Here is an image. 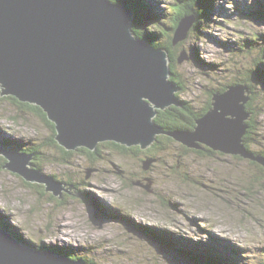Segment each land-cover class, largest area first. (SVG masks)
<instances>
[{
    "label": "rangeland",
    "instance_id": "obj_1",
    "mask_svg": "<svg viewBox=\"0 0 264 264\" xmlns=\"http://www.w3.org/2000/svg\"><path fill=\"white\" fill-rule=\"evenodd\" d=\"M147 1L160 26L169 25L172 0ZM215 1L211 16L199 25L200 37L193 39L189 30L177 41L185 43L186 55L195 56L176 63L181 98L194 109L206 104L208 89L242 76L255 62V44H264V0ZM146 25L151 28V23ZM258 103L263 105L257 123L261 138L251 148L264 151V96ZM46 122L12 100L0 103V141H12L0 144L18 152L41 144L42 154L28 167L39 170V165L42 173L72 184L84 198L73 195L71 188L73 194L59 199L45 191V185L2 169L0 218L31 247H64L96 264H207L192 259L205 258V250L223 256L228 264H264V169L255 160L192 151L201 148L184 152L178 141L165 151L137 150L134 145L121 154L100 144L94 157L79 149L65 155L57 146L46 145L53 134ZM149 156L153 158L146 174L142 167ZM150 170L154 180L144 190L145 185L135 181Z\"/></svg>",
    "mask_w": 264,
    "mask_h": 264
},
{
    "label": "water",
    "instance_id": "obj_2",
    "mask_svg": "<svg viewBox=\"0 0 264 264\" xmlns=\"http://www.w3.org/2000/svg\"><path fill=\"white\" fill-rule=\"evenodd\" d=\"M132 17L130 9L110 0H0V95L39 106L66 150L94 151L104 141L145 149L165 133L188 148L203 144L264 164L242 140L250 99L245 83L215 93L192 130L165 131L154 121L158 110L181 106L179 87L169 80L166 50L136 38ZM192 22V16L181 19L174 43L186 37ZM181 53L178 63L188 58ZM0 156L3 169L45 185L59 199L72 188L28 167L31 154L0 144ZM0 264L91 263L31 247L0 225Z\"/></svg>",
    "mask_w": 264,
    "mask_h": 264
},
{
    "label": "trees",
    "instance_id": "obj_3",
    "mask_svg": "<svg viewBox=\"0 0 264 264\" xmlns=\"http://www.w3.org/2000/svg\"><path fill=\"white\" fill-rule=\"evenodd\" d=\"M110 1L114 3L122 4L133 12V17H132L130 27H131L132 33L134 34L136 38L143 39L146 42H148L151 46L165 49L167 52V56L169 60L168 65L171 71L169 80H171L172 83L178 85L179 87V90L175 93V95L178 98V100L181 102V106L171 105L165 108L164 110H158L156 116L154 117V121L158 125H160L165 131H173L176 129L192 130L195 127V121L201 116H203L211 108L212 96L215 93L223 92L230 85H238L241 83H245L250 88V99L245 105L246 112L249 113V118L248 120H246V123L248 126H247L245 134L242 137V140L246 148L250 151V153L252 152L253 155H258L264 158V151L262 150L257 151L251 148V145H253V143H257L258 141L260 142L259 138H261V135L258 134L257 132L259 129V127L257 126V123L262 114L261 112L263 111V105L261 106V104L258 103V100L260 99V97L264 96L261 91L262 80L259 76V68H260V65L262 64L261 62H264V53H263L264 50H262V47H264V44L262 43L263 40H260V43L262 44L260 43L255 44V46L258 47V50L256 51L257 54H256L255 62L250 67L241 71L242 76L237 77L236 80L231 81L227 84L217 85L214 88L208 89L207 91L208 98H207L206 104H204V106L201 109H194V107H192L191 105V102L189 100L181 98V95H180L181 91H183L182 90L183 85L181 84V78L179 74H177V71H176V63H178V57L180 55L179 53L182 51L186 53L187 51L184 50V48L186 47L185 43L183 44L181 43L179 44V42L174 43L173 41L174 34H175V31L181 19L187 16H192L194 19L191 24V28L189 29V30H192L191 37H193V39H197L198 37H200L201 33H200V30L198 29L199 25L205 21V18L211 16V13H212L211 10H212L213 4L216 1L215 0H172V8H173L174 14H172V16L169 18V21H168L169 25L165 24L164 26L162 24L160 26V20H158L159 18L157 17L156 19V16L152 14L151 12L152 8L150 7L151 5L150 1H147V0H110ZM204 5H207V7L204 8ZM149 19H151V21H149ZM156 20H158L157 23H156ZM146 22L151 23V28H148V26L146 25ZM198 31H199V34H198ZM165 37L167 40L162 41L161 38H165ZM249 44H250L249 47L251 48L252 44L251 43ZM187 57L192 58L195 56L194 55L192 56V54L189 56V54L187 53ZM257 88H258V91L255 94ZM0 93H1V90H0ZM5 99L12 100V102L16 104L19 108L21 107V108L32 109L39 116H41L44 120H46L47 121L46 123L48 124V126L53 132L52 137L48 138L46 145L57 146L59 149H61L65 153V155L71 153L70 150H66L64 147L59 145L58 142L55 140L56 131H55L54 124L47 119L46 114L43 112V110L39 106L29 104L27 102H20L18 99L10 95L8 96L0 95V103ZM163 134L157 135L155 142H153V144H151V146L148 147L147 149L154 150V151L155 150L165 151L167 149V146L171 145L172 143L175 144V142H177L170 136H166V134L165 135ZM9 140H10L9 138H3L1 139L0 143L2 145H7L12 142ZM100 144L109 145V146L111 145L121 154H124V152H128V149L131 147V146L128 147L126 145L116 143L114 141H104V142L99 143L98 146ZM178 144H181V143H178ZM181 145H182V148L184 149V152L191 150L187 146L183 144ZM41 146H42L41 144L32 145L30 147L27 146L23 148L22 152L31 154L33 159H36L38 156H40V153L42 154L43 152L42 151L43 147ZM202 147H203L202 150H192V151L196 153L204 154V155H211L217 152V151L211 150L210 148H207L206 146H202ZM138 148L139 146L136 145L137 150ZM204 148H207V150H203ZM78 149L87 153L89 156L91 155L94 157L98 154L97 149L94 151H91L85 147H80ZM157 153L158 152H156V155ZM65 155L62 158L63 161H66ZM178 156H180V154ZM149 157L150 158L148 159L153 158V156H149ZM253 163L259 164L261 168L264 169V164H261L258 161L256 162L253 161ZM4 164H5V159L2 156H0V171L3 169L2 167ZM35 167L41 170L39 165H35ZM56 180H59V179H56ZM0 224L2 225V227L10 231L13 234V236L21 240L24 244H28L30 246L32 245L29 240L24 239L17 232H14L12 230V227L8 223L3 221L1 218H0ZM137 226L138 228L139 226L141 227L140 224ZM143 229L145 230L148 228L144 226ZM154 236L156 237L158 235L155 233ZM160 236L163 237V235H160ZM39 247L40 248L38 249L44 248V249L53 251L57 254L68 256L71 259H84L85 261L91 264H96L92 262L89 258L81 257L78 253L71 251V250H66L64 247H57L56 249L53 247L51 248V246H46L44 244ZM204 254H207V256H204L205 258H203L202 256L195 255V256H192V259L198 260V261H206L207 264H228L226 262V259H224L223 256L217 253H211L209 252V250H205Z\"/></svg>",
    "mask_w": 264,
    "mask_h": 264
},
{
    "label": "flooded vegetation",
    "instance_id": "obj_4",
    "mask_svg": "<svg viewBox=\"0 0 264 264\" xmlns=\"http://www.w3.org/2000/svg\"><path fill=\"white\" fill-rule=\"evenodd\" d=\"M153 144V143H152ZM136 146V145H135ZM137 146H139V145H137ZM203 146H205V145H203ZM140 147V146H139ZM207 147V146H206ZM141 148V147H140ZM203 148V147H202ZM202 148L200 149V150H202ZM207 148H209V147H207ZM207 148H204L203 150H207ZM142 149V148H141ZM212 150V149H211ZM239 157V156H238ZM149 160V159H148ZM143 168V167H142ZM143 173H146L147 174V170L148 169H144L143 168ZM151 172V170L149 171V173H148V175L146 176L145 174H143V175H141V177L139 178V180H137V181H135V182H138L139 183V186L140 187H142L143 185H145L146 183H147V181L148 180H151L152 182H153V180H154V178H153V176H152V174L150 173ZM148 176H151V177H148ZM88 177V176H87ZM134 182V181H133ZM134 182V183H135ZM68 183V182H67ZM66 182H65V184L66 185H68ZM70 185V184H69ZM71 187L73 188V185L71 184ZM144 190H146L145 188H144V186L142 187ZM153 191V190H152ZM67 194H73V193H71V191L70 192H67L66 190H65V193H63L62 195L63 196H67ZM138 228V227H137Z\"/></svg>",
    "mask_w": 264,
    "mask_h": 264
},
{
    "label": "bare ground",
    "instance_id": "obj_5",
    "mask_svg": "<svg viewBox=\"0 0 264 264\" xmlns=\"http://www.w3.org/2000/svg\"><path fill=\"white\" fill-rule=\"evenodd\" d=\"M250 152V151H249ZM230 154V153H229ZM251 154H252V152H251ZM234 155V154H233ZM253 155V154H252ZM239 156H241V155H239ZM255 156H257V155H255ZM241 157H243V156H241ZM244 158V157H243Z\"/></svg>",
    "mask_w": 264,
    "mask_h": 264
}]
</instances>
